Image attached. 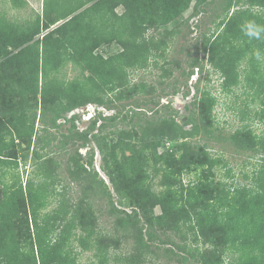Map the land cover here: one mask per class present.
Masks as SVG:
<instances>
[{
	"label": "trees",
	"instance_id": "1",
	"mask_svg": "<svg viewBox=\"0 0 264 264\" xmlns=\"http://www.w3.org/2000/svg\"><path fill=\"white\" fill-rule=\"evenodd\" d=\"M192 1L45 0L43 14L37 16L33 28L29 27L32 24H27L22 29L23 34L17 33L19 27L5 15H0L1 68L3 72L9 69L19 76L17 83L24 92L42 94L40 120L44 130L56 127L64 112L92 103L113 109L118 103L143 95L150 96V101L159 105L160 98L155 97L156 85L145 80L132 82L128 72L148 65L158 44L164 51L168 46L171 35L165 34L161 39L148 35L153 15L158 13L169 23ZM197 2L206 5L211 1ZM224 11L225 16L218 23L219 31L205 35L200 50L208 55V62L221 73L225 91L239 86L252 91L254 100H258L260 105L256 117L264 126V0H228ZM59 22L43 38L29 44L33 37ZM112 43L120 45L118 53L105 56L99 51L102 46ZM20 47L23 48L14 51ZM69 62L80 67L82 73L74 79L57 82L55 75ZM243 62L246 65L242 70ZM190 66L199 67L201 71L204 68L198 57ZM216 104L217 97L210 89L199 90L195 101L199 130H213ZM133 113L139 114L140 119L147 114L142 110L140 100L135 103ZM119 115L107 117L100 113L94 125L100 120H116ZM26 116L22 109L19 115L10 117V128L2 126L5 121L0 116V189L5 192L0 201V226L5 237L0 248V264H79L72 244L77 219L86 209L92 215L93 199L100 194H109V184L99 177L96 169H90L94 166V154L84 161L80 145H76L80 141L86 144L90 134L77 129L66 134L64 144L75 148L74 153L69 154L67 170L73 176L72 180L82 185L79 200H73L65 186L62 191L55 186L49 188L46 178L49 173L44 168L52 164L53 159L38 151L34 157L43 169L38 181L30 178L24 190L22 184L18 186L20 178L16 175H11L13 180L9 179L3 166L12 165V161L17 164L18 158L25 156L24 148L14 144L13 126L18 128V123L25 124ZM36 117L37 114L33 123ZM145 123L142 128L148 136H156L162 131V120H147ZM241 135L245 138L236 140L237 144L261 155L258 166L245 175L246 184L226 181L216 184L214 177L204 170L196 180L182 184L180 189L169 184L160 193L151 189L131 192L124 184L126 173L118 156H104L103 169L112 186L120 196H130V201L136 205L134 213L118 216L113 223V234L118 237L116 244L111 243L114 247L119 248L121 242L133 241L132 251L123 258L126 264H143L152 260L153 255L159 257L155 247L159 231L166 235L162 242L174 246L166 249L167 253H189L200 264H224L227 257L231 258V264H264V129L262 133L255 134L252 129L245 128ZM24 136L20 130V137ZM8 150L14 151L15 160L5 156ZM45 157L48 160L44 161ZM217 162L220 159L209 161L211 167ZM221 164L227 165V162L221 159ZM55 171L53 168L54 174ZM231 171L228 169V175ZM60 181L56 175L52 182L57 186ZM12 182L15 186L10 184ZM24 195H27L29 205L19 211L20 206L26 203ZM57 195L61 196L60 199ZM55 201L60 202L59 206L45 211ZM157 205L162 209L161 214L154 213ZM16 210L18 212L13 215ZM175 213H180L191 224L195 241L203 237L204 242L214 244L211 253L202 252L199 246L191 248L188 243H179L167 233L166 229L173 228L168 220ZM216 231L220 234L218 237L213 236ZM100 234L92 229L90 235L97 250L95 255L103 256L101 260L107 263L109 241L103 240Z\"/></svg>",
	"mask_w": 264,
	"mask_h": 264
},
{
	"label": "rangeland",
	"instance_id": "2",
	"mask_svg": "<svg viewBox=\"0 0 264 264\" xmlns=\"http://www.w3.org/2000/svg\"><path fill=\"white\" fill-rule=\"evenodd\" d=\"M209 1L211 2L205 5L193 0L176 19L169 23H166L158 13L152 17L148 35L155 37L154 39H161L165 34L171 35L168 46L164 51L161 44H158L148 65L130 70L128 73L132 82L145 80L156 85L155 97L160 98L159 105L151 102L150 96L143 95L134 100L118 103L113 109L92 103L71 112H64L58 119L56 127L51 126L48 130H44V124L40 120L43 107L42 94L24 92L17 83L19 76L12 74L9 69L3 72L0 59V116L5 121L2 126L10 128L9 118L19 115L22 109L27 113L25 124L18 123V128L13 126L14 144L24 148L25 156L19 157L17 164L12 161V165L3 166V170L8 172L6 176L9 179L13 180L11 175H16V178H20L18 186L22 184L24 190L30 178L38 181L43 171L34 157L35 152L38 151L47 155L48 159L49 157L53 159L52 164L44 168L49 173L46 176L49 188L55 186L62 191L65 186L68 195L73 200H79L82 185L72 180L73 176L67 170L69 154L74 153L75 148H69L64 141L66 134L72 129L90 134L86 144L80 141L76 147L80 145L79 151L83 154L85 162L91 154H94V166L90 169H96L99 177L109 184V194L95 196L91 206L92 215L86 209L77 219V229L73 231L72 244L79 264H126L123 258L133 248V241L121 242L119 248L111 244L118 242V237L113 234L114 220L118 216L134 213L136 205L132 204L130 196H120L112 186L103 169L105 155L109 158L115 154L118 156L126 173L124 184L131 192L151 189L160 193L169 184L172 188L180 189L182 184L196 180L197 175L204 170L214 177L213 181L216 184L221 181L246 184L248 180L245 175L252 173L260 162V154L239 146L236 141L245 138L241 135L245 128L252 129L255 134L262 133L264 126L256 117V110L260 107L259 101L254 100L251 90L242 86L225 91L222 87L221 73L208 62V55L200 50L205 35L219 31L218 23L225 16L224 5L228 0ZM44 3L45 0H0V15H5L19 27L17 33L23 34L22 29L27 24H32L29 27L33 28L37 16L43 14ZM119 12H122V8H119ZM61 22L43 30L41 34L33 37L29 44L38 38H43ZM21 48L23 47L14 51L17 52ZM120 50L121 47L117 43L104 45L99 49L105 56L113 55ZM197 57L204 67L202 71L199 67L190 66ZM245 65L246 62H243L242 70ZM192 69L195 70L193 74H191ZM81 73L80 67L69 62L54 79L57 82L67 81ZM86 74H89L88 71ZM42 85L43 80L40 83L41 88ZM206 88L217 97L216 124L211 132L199 130L200 121L195 106L199 90ZM138 100L142 102V110L147 113L141 119L139 114L133 113ZM100 113L107 117L117 113L120 115L116 120H100L94 125ZM147 120L150 122L162 120V131L156 136H148L142 128V125L145 127ZM20 130L24 137H20ZM184 132L191 134L186 135ZM94 134L97 136L93 137ZM13 155V150L5 152L6 157L15 160ZM46 157L44 161L48 160ZM213 159H220V162L211 167L209 161ZM221 159H224L227 165L221 164ZM53 168H56L55 174L52 172ZM228 169L232 170L230 175ZM56 175L61 180L57 186L52 182ZM10 184L15 186L14 182ZM4 197L5 192L1 188L0 201ZM23 197H26V203L20 206L19 211H23L29 205L27 195ZM60 197L57 195L58 199ZM59 203L57 201L51 203L45 211H52L59 206ZM17 212L14 211L13 215ZM154 213H162L159 205L154 207ZM141 218V223L145 227L143 217ZM168 222L173 228L166 229L167 233L177 242L188 243L191 248L199 246L202 252L211 253L214 244L204 242L203 237L195 241L194 229L180 213H175ZM92 229L100 232L103 240L109 241L110 252L106 258L107 263L101 260L103 256L95 255L97 250L93 245V236L90 235ZM2 230L0 226V248L5 242ZM158 234L155 247L160 255L159 257L153 255L152 260L143 264H200L189 253H167L166 249L174 246L162 242L166 239L162 231ZM219 235L217 231L213 234L215 237ZM230 259L227 257L224 264H231Z\"/></svg>",
	"mask_w": 264,
	"mask_h": 264
}]
</instances>
